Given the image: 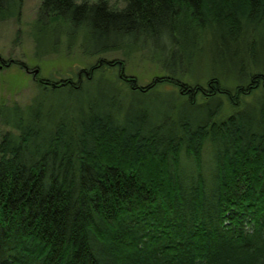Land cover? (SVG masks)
Segmentation results:
<instances>
[{"label":"trees","instance_id":"1","mask_svg":"<svg viewBox=\"0 0 264 264\" xmlns=\"http://www.w3.org/2000/svg\"><path fill=\"white\" fill-rule=\"evenodd\" d=\"M29 26L35 59L97 60L0 103V264H264V0H40Z\"/></svg>","mask_w":264,"mask_h":264},{"label":"rangeland","instance_id":"2","mask_svg":"<svg viewBox=\"0 0 264 264\" xmlns=\"http://www.w3.org/2000/svg\"><path fill=\"white\" fill-rule=\"evenodd\" d=\"M39 5L40 0H24L19 23L12 20L0 23V60L21 62L25 67L24 69L12 65L4 70L0 69V103H17L22 106L28 104L39 92L33 75L35 69H38V77L43 79L65 78L87 68L97 60L96 57L84 56L78 44L70 51L62 44L57 54L40 60L35 59L34 45L28 35V28L36 17ZM43 32V28L39 27L36 30V38L40 39ZM103 58L112 61L122 57L118 53H112ZM125 69L126 75L135 76L140 86L147 85L155 77L165 75L158 64L141 54L126 59ZM60 99L62 102L65 100L62 96ZM3 130L0 125V133Z\"/></svg>","mask_w":264,"mask_h":264},{"label":"water","instance_id":"3","mask_svg":"<svg viewBox=\"0 0 264 264\" xmlns=\"http://www.w3.org/2000/svg\"><path fill=\"white\" fill-rule=\"evenodd\" d=\"M38 73V69H35L34 71H33V74H37Z\"/></svg>","mask_w":264,"mask_h":264},{"label":"flooded vegetation","instance_id":"4","mask_svg":"<svg viewBox=\"0 0 264 264\" xmlns=\"http://www.w3.org/2000/svg\"><path fill=\"white\" fill-rule=\"evenodd\" d=\"M1 61H2V60H0V62H1ZM36 77H38V75H37V76H35V77H34V79H36Z\"/></svg>","mask_w":264,"mask_h":264}]
</instances>
